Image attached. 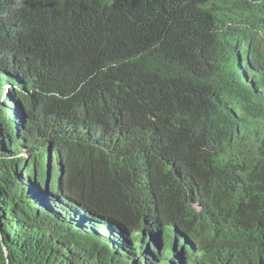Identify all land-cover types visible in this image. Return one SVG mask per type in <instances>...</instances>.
Listing matches in <instances>:
<instances>
[{
  "label": "trees",
  "instance_id": "1",
  "mask_svg": "<svg viewBox=\"0 0 264 264\" xmlns=\"http://www.w3.org/2000/svg\"><path fill=\"white\" fill-rule=\"evenodd\" d=\"M3 83L0 264H264V0H0Z\"/></svg>",
  "mask_w": 264,
  "mask_h": 264
},
{
  "label": "clouds",
  "instance_id": "2",
  "mask_svg": "<svg viewBox=\"0 0 264 264\" xmlns=\"http://www.w3.org/2000/svg\"><path fill=\"white\" fill-rule=\"evenodd\" d=\"M253 54L248 52L247 50V58L252 57ZM235 79L238 80L239 78L244 79V84L247 86L249 81L252 79V74L249 71V68L242 66L241 64L236 66L235 69ZM255 76V75H254ZM254 88V86L252 85ZM15 86H11L8 83H3L1 86V95H0V103H4V101L7 99V95L10 92V90H14ZM197 209H199L197 206H195ZM98 226L100 227L97 230V234H89V235H99L100 239L102 241H108V248L109 250L119 257V253L124 251V248L120 246V244L111 243V235L113 234V228L114 225L110 220L106 218H98ZM245 230V226L241 227L240 231L233 232L229 239L233 241H238L237 237L243 234ZM80 234H86V233H80ZM222 237L227 238V234L223 235ZM245 237H243V240ZM110 240V241H109ZM241 240V241H243ZM130 255H125L123 257V260H126L129 258ZM204 264L207 261H210L211 264H246V257L245 253L242 249L230 244L226 243L225 245L215 247L213 248L212 252L209 253L207 256L204 257Z\"/></svg>",
  "mask_w": 264,
  "mask_h": 264
},
{
  "label": "water",
  "instance_id": "3",
  "mask_svg": "<svg viewBox=\"0 0 264 264\" xmlns=\"http://www.w3.org/2000/svg\"><path fill=\"white\" fill-rule=\"evenodd\" d=\"M4 252L6 253V250L4 249Z\"/></svg>",
  "mask_w": 264,
  "mask_h": 264
}]
</instances>
